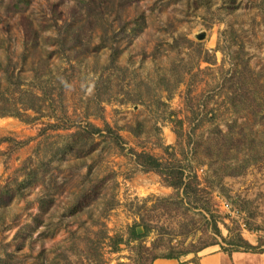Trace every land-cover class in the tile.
Instances as JSON below:
<instances>
[{
	"label": "rangeland",
	"instance_id": "1",
	"mask_svg": "<svg viewBox=\"0 0 264 264\" xmlns=\"http://www.w3.org/2000/svg\"><path fill=\"white\" fill-rule=\"evenodd\" d=\"M2 185L0 264L264 251V0H0Z\"/></svg>",
	"mask_w": 264,
	"mask_h": 264
},
{
	"label": "crops",
	"instance_id": "2",
	"mask_svg": "<svg viewBox=\"0 0 264 264\" xmlns=\"http://www.w3.org/2000/svg\"><path fill=\"white\" fill-rule=\"evenodd\" d=\"M150 264H264V251L246 250H209L199 252L195 259L179 260L175 258L155 257Z\"/></svg>",
	"mask_w": 264,
	"mask_h": 264
},
{
	"label": "trees",
	"instance_id": "3",
	"mask_svg": "<svg viewBox=\"0 0 264 264\" xmlns=\"http://www.w3.org/2000/svg\"><path fill=\"white\" fill-rule=\"evenodd\" d=\"M87 125L90 127V129L89 128L87 129L86 127L84 128V130L79 129L75 132L76 135H79L80 132H82V134L83 133L93 134L95 132L100 131V128H98L97 126H93L91 123H88ZM107 129L110 130V128H107ZM83 135H85V134H83ZM114 135H115L116 139H118L120 137L116 133H114ZM135 153H136L138 159L141 160L140 164L142 166H144V168L161 170L160 161L157 158H155L154 156H152L151 154H148L145 152H135ZM164 174L166 175L165 176L166 178L164 180L166 181V183L168 185L172 186L173 188H179L182 186V184H183L182 177L180 175H178L174 169H170V170L168 169V171L163 172V175ZM186 185L187 184L184 185V189H183L184 192H186V190H185ZM13 195L14 194L12 192H10V190L7 187H5L4 185L0 186V203L8 202V200H10ZM132 234L135 236L137 235L136 230L134 228L132 229ZM117 243H118V241H115L114 245L117 246ZM243 243L245 245V250L249 249L250 251H252V249L254 248V246H252L249 243H246V242H243ZM163 257L175 258V256H173L171 254L165 255Z\"/></svg>",
	"mask_w": 264,
	"mask_h": 264
}]
</instances>
